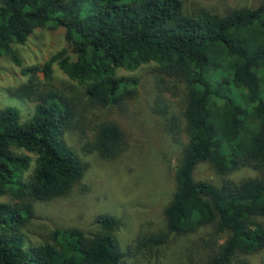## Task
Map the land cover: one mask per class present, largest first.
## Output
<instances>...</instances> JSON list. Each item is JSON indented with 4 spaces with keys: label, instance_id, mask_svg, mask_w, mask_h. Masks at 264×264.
Returning <instances> with one entry per match:
<instances>
[{
    "label": "trees",
    "instance_id": "16d2710c",
    "mask_svg": "<svg viewBox=\"0 0 264 264\" xmlns=\"http://www.w3.org/2000/svg\"><path fill=\"white\" fill-rule=\"evenodd\" d=\"M40 26L63 27L70 46L43 62L44 79H51L55 64L91 104H122L135 79L117 70L149 62L159 79L182 89L186 142L163 208L164 226L137 236L135 247H157L170 234L205 229L208 254L186 264H231L240 254L264 250V0L225 13H187L182 0H0V55L19 65L11 44L23 43ZM34 100L22 120L16 107L0 109V194L10 198L0 201V264L120 263L117 220L108 214L96 216L100 231L94 234L64 227L41 243L26 241L33 201L66 194L86 168L63 137L72 103L51 89ZM89 138L82 148L103 158L125 148L122 128L111 119L97 123ZM200 162L221 175L242 167L255 174L213 183L193 177Z\"/></svg>",
    "mask_w": 264,
    "mask_h": 264
},
{
    "label": "rangeland",
    "instance_id": "374dc122",
    "mask_svg": "<svg viewBox=\"0 0 264 264\" xmlns=\"http://www.w3.org/2000/svg\"><path fill=\"white\" fill-rule=\"evenodd\" d=\"M261 1L182 0V6L187 13L199 8L225 13L233 8L255 7ZM11 47L20 64H15L7 55H0V109L14 106L22 120L30 115L36 95L50 89L61 92L73 105V120L63 135L64 140L86 163L82 177L66 194L33 201V216L24 230L26 241L41 243L53 229L64 227L94 234L100 231L96 216L108 214L117 220L114 235L124 251L118 264H186L187 259L202 260L210 248L203 234L205 229L170 234L157 247L138 249L134 245L140 234L164 226L163 208L174 191V170L186 142L181 117L182 89L173 88L166 78L159 79L155 65L149 62L134 70H117L120 75L135 79L131 97L120 105L96 106L87 100L83 88L55 64L51 67V79H44L40 69L43 62L61 48L70 51L63 27H36L23 43H12ZM27 68L31 70L22 71ZM30 84L32 96L28 98L24 94ZM172 114L177 125L174 128H171L173 119L169 118ZM105 119L120 125L125 143L120 155L111 159L82 148L90 139V130ZM254 174L253 170L242 167L221 175L207 162L198 163L192 172L195 179L213 183L221 179L239 181ZM9 199L8 194H0L1 202ZM260 219L264 222V217ZM231 264H264V250L240 254Z\"/></svg>",
    "mask_w": 264,
    "mask_h": 264
}]
</instances>
